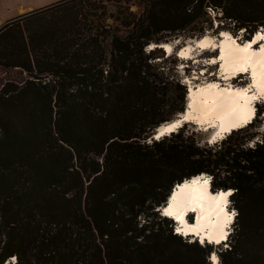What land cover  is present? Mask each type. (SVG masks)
I'll return each mask as SVG.
<instances>
[{"label":"trees","instance_id":"1","mask_svg":"<svg viewBox=\"0 0 264 264\" xmlns=\"http://www.w3.org/2000/svg\"><path fill=\"white\" fill-rule=\"evenodd\" d=\"M263 28L264 0H58L2 24L0 264H264V109L214 142L187 122L147 141L186 107L159 44ZM202 173L232 190L217 250L157 210Z\"/></svg>","mask_w":264,"mask_h":264},{"label":"bare ground","instance_id":"2","mask_svg":"<svg viewBox=\"0 0 264 264\" xmlns=\"http://www.w3.org/2000/svg\"><path fill=\"white\" fill-rule=\"evenodd\" d=\"M262 32L264 30H258L251 39L240 42L230 32L220 31L218 44L213 37L205 34L197 38L194 43L184 45L179 51L183 57L190 54L195 46L206 50L218 45L216 60L220 61L219 76L228 82L223 85L221 81L208 80L196 86L191 85L184 112L170 122L161 124L159 132H168L179 122H194L206 128H213L211 139L214 140L233 128L252 121L256 108L253 103L255 99L252 97L264 99V39L258 37V33ZM250 41L255 42L250 48H245L244 46ZM258 43H260L259 47H257ZM159 45L167 52L172 50L169 43ZM247 70L250 71V82L247 85L235 87L231 84L229 80L232 77ZM180 118L182 121L178 120ZM231 192V189L212 191L210 176L205 173L198 174L174 186L169 196V205L172 206L170 210L173 214L166 215L164 211L163 214L177 222L176 230L180 229L177 231L179 233L192 234L207 241L210 237L213 243L217 244L216 240L222 243L226 240L228 228L234 219V212L227 209ZM189 212L194 214L192 221L188 220ZM229 216L231 222L225 226ZM216 257V264H219L217 254Z\"/></svg>","mask_w":264,"mask_h":264},{"label":"rangeland","instance_id":"3","mask_svg":"<svg viewBox=\"0 0 264 264\" xmlns=\"http://www.w3.org/2000/svg\"><path fill=\"white\" fill-rule=\"evenodd\" d=\"M55 1H58V0H0V26L8 20L16 18V16L19 14H22L24 12H27V11L32 10L34 8H37V7L47 5V4L55 2ZM132 9H135V7H132ZM214 28H215V25H214ZM261 30H264V28ZM221 31H227V30H221ZM228 32H230V31H228ZM205 34L213 37L216 40L217 44L219 43L220 32H213V29H207L204 32V35ZM231 34L234 35L233 33H231ZM234 36L240 42L244 41L242 39V32H240L237 36L236 35H234ZM197 38H199L198 34L197 33L192 34V31H190V30L185 31V32H181L177 35L170 36V40H168V42H167L172 46V50L170 52H167L164 49V47L162 48L163 52H164V57L168 56L167 65L174 68V71L177 74V77L186 86V90H187L186 97H185L186 103H187V96H188L189 87L191 85L196 86V85L202 84L208 80L221 81V83H223V85H225V82L226 83L228 82L226 80H223L222 77L219 76L220 61L216 60V57L218 54V48H217L218 45H216L215 48L212 46V47L207 48L206 50H202V49L195 46L192 48L190 54H188L187 56L183 57L180 55V53H179L180 49L188 43L189 44L194 43V41ZM153 46L152 45L148 46V49L152 48ZM259 46H260V43L257 44V47H259ZM3 78H4V74L2 75V72L0 70V80H2ZM229 81L235 87L247 85L250 82V71L247 70L246 72H239L236 76L232 77V79H230ZM1 83H2V81L0 82V85H1ZM253 103L256 106V108H257V106H259V109H264L263 97H257V99H255L253 101ZM185 109H186V107H185ZM256 123L259 125L257 128L258 131L262 133L264 130V112L260 113V115L257 116V122ZM192 130L195 131L194 138L197 141H200L201 143H204L206 141L207 142H214L215 140L221 138V137H218L214 140L211 139L212 133L214 131L213 128H206L205 126L195 124L194 122H187L186 125L184 126V131L191 132ZM261 133H259L253 139V141L250 142V144H252L256 140L260 139ZM147 141L150 142L151 139L148 138ZM229 203H230V201H229ZM227 209L234 212V218H235V215H236L235 209L229 207L228 204H227ZM160 213L162 215H164L162 212H160ZM193 218H194L193 212H189L188 220L192 221ZM233 221H234V219L232 220V222L228 228L229 230H228L227 235L233 229ZM176 225L177 224L175 222V231H177ZM179 234H181L183 237H185L188 241L197 240L200 243H202L201 241H203V243H208L207 240H201L199 237L192 235V234H189V235H184L182 233H179ZM210 244H212L213 248L216 250L219 247H225L227 245L226 240H224V242H222V243H217V244L210 243ZM215 254H217L216 251H215Z\"/></svg>","mask_w":264,"mask_h":264},{"label":"snow or ice","instance_id":"4","mask_svg":"<svg viewBox=\"0 0 264 264\" xmlns=\"http://www.w3.org/2000/svg\"><path fill=\"white\" fill-rule=\"evenodd\" d=\"M221 35H224L223 33H221ZM258 37L260 38V39H264V32H262V33H258ZM255 41H250L248 44H246L244 47L245 48H250L251 47V44L252 43H254ZM245 92H246V90H245ZM252 99H257V97H255V96H253L252 97ZM220 195H225V194H220ZM171 205H169V207L168 208H165L164 209V213L166 214V215H172L173 214V212L170 210L171 209ZM177 218H179V217H177ZM231 222V217L229 216V217H227V219H226V221H225V226L227 225V223H230ZM177 231H180V229H177ZM202 243H203V241H201ZM216 243H219V240H216L215 241ZM208 243H213V240L209 237L208 238ZM14 259V258H13ZM210 259L212 260V262H213V264H216V261H217V257H216V254L215 253H212L211 254V256H210Z\"/></svg>","mask_w":264,"mask_h":264},{"label":"water","instance_id":"5","mask_svg":"<svg viewBox=\"0 0 264 264\" xmlns=\"http://www.w3.org/2000/svg\"><path fill=\"white\" fill-rule=\"evenodd\" d=\"M163 47V46H162ZM180 115V113L176 116V117H178ZM179 121H182V118H180V119H178ZM185 122H179L178 123V125L177 126H175L173 129H171L170 131H166V132H162V133H160L159 132V127H157V128H155V130H154V132L152 133V135H151V137H150V139H158L159 137H161L162 135H166V134H168V133H170V132H173V131H176L179 127H181L183 124H184ZM240 127V126H239ZM162 134V135H161ZM159 136V137H156V136ZM161 135V136H160ZM173 189H174V187L171 189V191H170V193H169V196H170V194H171V192L173 191ZM169 196L167 197V199L163 202V204H161V206H159L158 208H157V210H159L160 212H162L163 213V211H164V209L169 205ZM176 222V221H175ZM177 223V222H176Z\"/></svg>","mask_w":264,"mask_h":264},{"label":"clouds","instance_id":"6","mask_svg":"<svg viewBox=\"0 0 264 264\" xmlns=\"http://www.w3.org/2000/svg\"><path fill=\"white\" fill-rule=\"evenodd\" d=\"M177 224V223H176ZM177 232V231H176Z\"/></svg>","mask_w":264,"mask_h":264}]
</instances>
